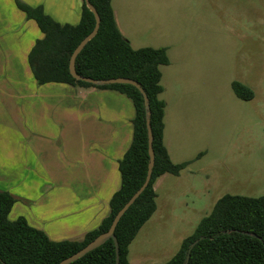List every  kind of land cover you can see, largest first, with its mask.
<instances>
[{
  "label": "rangeland",
  "instance_id": "374dc122",
  "mask_svg": "<svg viewBox=\"0 0 264 264\" xmlns=\"http://www.w3.org/2000/svg\"><path fill=\"white\" fill-rule=\"evenodd\" d=\"M134 1L140 17L158 19L152 22L162 23V34L177 40L162 97L177 109L174 158L188 163L157 189L160 214L128 247L127 259L142 254L150 257L143 264H157L178 250L180 238L223 195L264 196V0ZM179 44L185 56L177 55ZM0 59V144L8 148L0 161L16 164L29 148V103L21 99L29 94V71ZM232 81L253 97L237 98Z\"/></svg>",
  "mask_w": 264,
  "mask_h": 264
},
{
  "label": "trees",
  "instance_id": "16d2710c",
  "mask_svg": "<svg viewBox=\"0 0 264 264\" xmlns=\"http://www.w3.org/2000/svg\"><path fill=\"white\" fill-rule=\"evenodd\" d=\"M110 1L89 0L99 16V28L76 56L74 66L78 75L91 79H132L147 97L154 164L147 186L114 230L118 264H130L128 247L156 209L155 180L163 174L179 175L188 163L173 164L162 143L165 103L159 98L162 92L159 67L168 64L166 49H133L116 27ZM15 4L43 34L27 55L28 66L38 84L63 83L115 90L127 96L135 110L132 141L118 162L121 184L109 200V215L81 240L54 242L42 231L29 226L23 217L10 220L8 215L15 199L8 192H0V264H58L106 232L116 213L144 182L148 164L145 109L141 93L131 85L96 86L77 81L69 74L72 51L94 27L93 14L84 2L79 23L75 26L55 23L40 8H30L18 1ZM230 87L241 100L253 97L252 92L239 82L232 81ZM195 240L198 242L190 248ZM187 254L186 264H264V196L223 195L194 231L182 239L175 254L157 264H182ZM70 264H115L113 241H105Z\"/></svg>",
  "mask_w": 264,
  "mask_h": 264
},
{
  "label": "crops",
  "instance_id": "0c3cea01",
  "mask_svg": "<svg viewBox=\"0 0 264 264\" xmlns=\"http://www.w3.org/2000/svg\"><path fill=\"white\" fill-rule=\"evenodd\" d=\"M15 1L40 8L61 26H75L83 0H0V56L10 59L9 67L18 62L29 71V94L21 98L29 103V148L20 154L17 165L0 161V192H8L15 199L8 218L23 217L29 226L54 242L79 241L109 215V200L121 184L118 162L132 141L135 110L132 101L115 90L38 84L27 55L43 34L16 7ZM110 4L117 29L133 49H166L168 64L159 67L162 86L165 72L174 71L169 51H173L177 40L162 34V23L152 22L158 19L140 17L134 0H111ZM175 50L177 55L185 56L182 44ZM2 65L0 59V68ZM164 92L162 86V143L170 161L178 164L173 140L177 109L169 107L162 97ZM8 100L10 96L4 101ZM7 150L6 145L0 144V153ZM168 175L163 174L154 182L155 203L157 189ZM156 214H160L157 203L147 222ZM147 259L150 257L138 254L128 261L143 264Z\"/></svg>",
  "mask_w": 264,
  "mask_h": 264
},
{
  "label": "water",
  "instance_id": "95a60500",
  "mask_svg": "<svg viewBox=\"0 0 264 264\" xmlns=\"http://www.w3.org/2000/svg\"><path fill=\"white\" fill-rule=\"evenodd\" d=\"M83 2L85 4V6L87 7V9L93 14L94 27H93L92 31L88 35H86L78 43V45L75 47V49L72 51L70 58H69V62H68V72L71 75V77L77 81H82V82L89 83V84L96 85V86L110 85V84L131 85V86L135 87L141 93L142 98H143L144 109H145V125H146V131H147L148 164H147V171H146V176H145L144 182L139 187V189L122 206V208L116 213V215L114 216L108 230L104 233L99 234L97 237H95L93 240H91L89 243H87L83 248H81L80 250H78L74 254L68 256L67 258L63 259L58 264H70V263L78 260L82 256H84L86 253H88V252L92 251L93 249L99 247L105 241H107L109 239H111L113 241L114 252H115V264H118L119 255H118L117 240L114 236L115 227H116L118 221L120 220V218L122 217V215L125 213V211L132 205V203L135 201V199L141 194V192L147 186V184L150 180L151 171H152L153 164H154V154H153V150H152V134L150 131V124H149L150 112H149L147 97H146L144 91L142 90V88L140 87V85L136 81H134L132 79H128V78H121V77L96 80V79H91L88 77L80 76L76 73L75 66H74L75 58L78 55V53L83 49V47L95 36V34L97 33V30L99 28V22H100L99 16H98L96 10L94 9V7L89 3V0H83ZM197 242L198 241L195 240L190 245V248H192ZM188 259H189V254H187V256H186V258L182 264H186Z\"/></svg>",
  "mask_w": 264,
  "mask_h": 264
}]
</instances>
